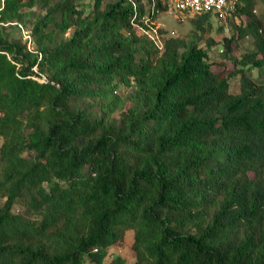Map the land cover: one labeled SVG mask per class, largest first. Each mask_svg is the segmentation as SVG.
<instances>
[{
    "label": "trees",
    "instance_id": "trees-1",
    "mask_svg": "<svg viewBox=\"0 0 264 264\" xmlns=\"http://www.w3.org/2000/svg\"><path fill=\"white\" fill-rule=\"evenodd\" d=\"M256 1L230 14L255 49L223 74L195 43L157 49L128 0H0V264H264V79L244 70L264 75ZM129 229L136 260L106 261Z\"/></svg>",
    "mask_w": 264,
    "mask_h": 264
},
{
    "label": "rangeland",
    "instance_id": "rangeland-1",
    "mask_svg": "<svg viewBox=\"0 0 264 264\" xmlns=\"http://www.w3.org/2000/svg\"><path fill=\"white\" fill-rule=\"evenodd\" d=\"M114 0H102V6L107 2ZM76 2L84 7V11L87 13L91 9L93 0H76ZM35 13H43L44 9L35 5L33 7ZM253 14L260 21L262 25V32H264V0H257L254 8ZM229 16V15H228ZM195 16L191 14L181 15L172 9H167L158 14L157 23L160 26V30L163 33V38L174 37L182 39L186 43H195L200 47H204L208 51V60L211 63V69L213 72L223 74H228L238 67L233 64V60L241 59L244 54L251 53L254 49L253 39L248 36L239 37L238 36V26H244L248 21L247 16L231 17L228 18L216 17L210 15L209 19L204 22L203 30H198L192 23V19ZM24 29L29 33V28L24 27ZM71 33L69 29L65 36ZM234 37L231 47L232 51L228 55L223 54L225 38ZM21 40L23 42L28 39L22 34ZM245 74L251 76L255 82H261L264 79L262 71L258 68H247L244 67ZM39 80H44V77H39ZM240 88V75L237 74L229 79V91L231 93H238ZM131 91V88L126 86H120L117 89V94L121 97H125ZM130 104L129 101L126 102L124 107ZM118 116V112L114 114ZM2 138L0 137V145ZM133 245V231L131 229L127 230L124 234L123 243L121 246H114L108 249V255L106 261L111 260L116 256H121L126 262H134L136 260L135 251L132 248Z\"/></svg>",
    "mask_w": 264,
    "mask_h": 264
},
{
    "label": "built area",
    "instance_id": "built-area-1",
    "mask_svg": "<svg viewBox=\"0 0 264 264\" xmlns=\"http://www.w3.org/2000/svg\"><path fill=\"white\" fill-rule=\"evenodd\" d=\"M133 9L132 27L142 35H145L159 50L164 47L163 33L157 23L158 14L161 13L156 7L158 0H150L146 6V12L138 16V3L136 0H128ZM161 5L167 9L175 10L181 15L211 13L222 18L230 15L235 9L238 0H160ZM25 38L30 40L29 33L18 24ZM29 44V43H28Z\"/></svg>",
    "mask_w": 264,
    "mask_h": 264
}]
</instances>
